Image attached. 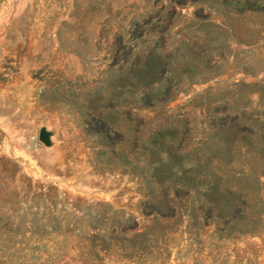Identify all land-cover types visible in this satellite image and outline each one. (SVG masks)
<instances>
[{
	"label": "rangeland",
	"instance_id": "obj_1",
	"mask_svg": "<svg viewBox=\"0 0 264 264\" xmlns=\"http://www.w3.org/2000/svg\"><path fill=\"white\" fill-rule=\"evenodd\" d=\"M167 1L0 0V264H264V221L256 236L221 241L186 221L155 225L145 214L154 182L85 126L83 100L101 85L113 35ZM255 1L261 11L228 18L210 9L212 0L177 8L174 31L201 10L227 31L225 58L216 59L218 75L163 111L137 112L141 167L143 143L164 119L188 126L193 138L223 119L264 124V0ZM42 129L50 145L40 140ZM134 222L127 238L149 227L146 250L124 240ZM97 235L108 240L104 250L91 243Z\"/></svg>",
	"mask_w": 264,
	"mask_h": 264
},
{
	"label": "trees",
	"instance_id": "obj_2",
	"mask_svg": "<svg viewBox=\"0 0 264 264\" xmlns=\"http://www.w3.org/2000/svg\"><path fill=\"white\" fill-rule=\"evenodd\" d=\"M197 2L207 0L170 4L168 0L160 9L135 15L116 31L101 85L83 100L85 119H91L85 126L113 157L154 182L145 214L153 216L155 225L186 221L189 229L210 228L218 241L256 236L264 221V124L223 119L214 121L207 135L193 138L188 126L170 125L164 119L143 143L145 166H140L133 149L143 122L137 112L159 113L191 85L218 75L216 59L225 58L220 36L227 31L203 10L189 24L173 29L181 17L177 8ZM258 2L212 0L210 9L222 8L228 18L232 12L261 11ZM136 227L134 222L123 229L124 240L134 249L146 250L149 227L127 238ZM95 242L101 250L108 246V240L98 235L91 243Z\"/></svg>",
	"mask_w": 264,
	"mask_h": 264
},
{
	"label": "water",
	"instance_id": "obj_3",
	"mask_svg": "<svg viewBox=\"0 0 264 264\" xmlns=\"http://www.w3.org/2000/svg\"><path fill=\"white\" fill-rule=\"evenodd\" d=\"M40 140L46 145H50V137L46 129H42L40 132Z\"/></svg>",
	"mask_w": 264,
	"mask_h": 264
}]
</instances>
